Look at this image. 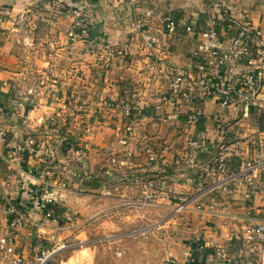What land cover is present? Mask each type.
<instances>
[{
    "label": "crops",
    "instance_id": "1",
    "mask_svg": "<svg viewBox=\"0 0 264 264\" xmlns=\"http://www.w3.org/2000/svg\"><path fill=\"white\" fill-rule=\"evenodd\" d=\"M79 3L87 4V9L89 8L95 21L94 34L98 42L104 41L107 34L101 26L99 27L95 10L106 6L114 7L115 4L135 18L139 10L144 15L174 13L183 26L190 24L193 27L207 26L212 22L208 0H138L137 3H132L131 0H0V17L5 21L3 27H0V68L3 72L0 99L3 104L13 109L8 111L5 117L0 118V129L7 132L5 133L10 140H20L29 134L37 139L36 153H26L24 156H16L6 145L0 143V234L11 232L7 209L12 206L21 208L29 222L19 232L18 250L32 261H36L42 253L47 255L58 250L53 254L56 256L49 264H69L65 255L67 254L65 244L73 240L62 243L61 239L72 235L74 238H80L79 234L91 231L81 227L68 228L70 232L64 237L66 234L64 224L59 220L63 216L73 217L74 214L83 218L77 212H82L86 217L100 215V212L105 210L100 202L90 206L85 205V202L96 195L93 192L100 191L102 184L116 183L117 189L124 193L117 197L115 212L117 222H113L117 229L115 233L117 238L112 240L117 249L116 264H218L209 251H197L194 246L193 250L187 253L191 257H186V245H191V241L194 245L193 237L199 232L204 234L208 242L218 244H227L235 238L240 229L238 216L245 214L246 203L241 199L247 178L241 177L237 183L234 199L241 201L232 207V201H228L224 196L214 192L209 194L208 200L217 202L223 214L214 218L204 214L194 215V220L187 221L195 227H190L192 235L186 241L180 239L178 231L170 232V223H176L177 218L174 211L171 213L168 210L167 206H170V203L166 206V202L174 196L173 194L190 192L187 195L194 193L199 195L211 190L218 184L214 166L221 159L226 161L225 176L228 177L242 171L245 161L256 155V142L264 137V88L258 91L251 89L248 84L250 66L241 64L244 61L237 58L232 66L238 75L232 73V78H228L224 84H218L216 81L209 84L207 87L210 96L203 97L206 81L209 78L215 79L211 76L212 70L209 67L206 70L202 66L199 68L192 66L193 63L199 64L194 59V52L197 46L203 47V39L188 33L185 28L171 34L154 19L150 20L151 29L148 32L138 28V18L133 22L131 33L127 35L131 44L125 60L130 69L126 71H120L122 69L104 71L97 66H88L81 57L67 48L64 51H52L48 46L50 41L65 43L67 39L61 25L53 29L45 23L31 29L34 34L29 40L38 41L37 45L40 47L36 53L34 52L36 56L27 55L30 51L24 47V57L27 61L15 64L18 62L15 43L12 39H7L2 31L19 29L17 26L22 25L20 12L27 13L46 6L58 9L61 6L68 7ZM228 5L245 24L264 29V0H228ZM28 30L29 27L26 25V31ZM220 30L222 47L231 49L230 29ZM209 60L205 57L203 60L205 64L202 61L201 63L207 65L211 61ZM255 64L256 67L264 66L259 59ZM93 71L99 75L98 82L101 81L105 85L117 83V93L113 96L109 94V88L99 87L92 82L91 85L98 89L96 93L99 99L94 94H92L94 97L87 98L81 91L84 97L78 100L86 106L87 113L93 115L99 111L106 118L107 113L108 115L110 113L105 101L123 97L120 96L122 92L119 94L118 91L129 86V94L126 96L129 98L133 96L134 101L138 103L137 113L132 121H125L126 118L117 113L115 120L109 122L100 120L99 126H85L84 135L80 136L71 133L70 127L49 130L52 122H58L59 117L66 119L65 114L68 113L52 108L47 114H43L47 115V121L42 124L29 117V113L37 110L36 105H32L30 101L36 100L44 93L60 91L71 99L68 102L72 105L73 96L66 85L71 86L73 77H77L79 73ZM181 74H186L188 78L189 92L194 95L191 100L179 98L171 89L173 79ZM229 85L236 90L237 101L231 108L225 109L220 101V93L222 90H230ZM28 87L32 88L27 92ZM30 91H33V94ZM74 92L79 94L77 90ZM20 107L27 108L28 111L25 115L19 114L21 124L18 126L13 121L17 119L15 110ZM37 111L42 114L40 110ZM198 111L202 113L203 120L199 124L189 122L190 115ZM98 127L103 129L100 134L95 130ZM108 129L114 131V135L117 136V151L126 149L131 153H141L144 155L141 157L142 160L145 159V163L117 165V176L104 175L103 169L106 165L105 162H100L101 158L98 155L102 149L98 150L95 146L101 136L102 140L113 137V133L107 131ZM198 136L207 142L209 152L189 157L188 141ZM69 143L81 145L85 151L80 155L70 154L67 149ZM51 148L55 150L56 160L67 166L68 171L54 178H40L48 164V150ZM155 157L157 159H154ZM109 172L113 175L112 170ZM259 180L260 189L250 211L256 218H264V172ZM199 183H203L204 186L198 187ZM79 186L82 192L76 191ZM144 186L155 187L148 188L152 193L145 192L151 195L156 192L155 199L148 201L145 198ZM46 187L49 188L48 195L44 193ZM136 193L138 195H135ZM49 198L55 203L50 210L52 214H56V221L45 214L49 210L45 209ZM111 202L112 200H109L107 204ZM122 202L123 205H118ZM136 206H156L158 209L150 211L147 217L145 214L147 211ZM145 218L152 220V223L144 226L148 220ZM110 220L112 219L109 218L107 222ZM107 227L99 225L97 230H106ZM148 227L150 228L146 235L155 233L160 235L162 239L160 248L156 247L153 250L148 241L143 242V238L138 234ZM175 233L177 237L174 238ZM47 241L54 244H46ZM95 241L82 240V254L83 258L89 256L86 260L88 264H99L93 260L95 256L92 250H96V245L103 242L95 244ZM109 241L105 240L104 244ZM87 242V245L84 244ZM170 246L175 249L172 253ZM71 247L69 245L70 249ZM227 247L231 259L246 254L244 243L241 241L230 243ZM138 251L142 256L147 254V257L137 256Z\"/></svg>",
    "mask_w": 264,
    "mask_h": 264
},
{
    "label": "built area",
    "instance_id": "2",
    "mask_svg": "<svg viewBox=\"0 0 264 264\" xmlns=\"http://www.w3.org/2000/svg\"><path fill=\"white\" fill-rule=\"evenodd\" d=\"M138 0H131L137 3ZM209 9L212 11L211 24L197 27L192 24L182 25L181 20L174 13H154L145 15L138 19V28L143 32L151 29L150 20L154 19L162 25L165 30L171 34H175L180 28H185L188 33L195 34L198 38L203 39V47H196L194 55L195 60L199 63H193V67H203L212 70L213 79H208L205 83V91L203 97H209V84L216 81L218 84L226 83L228 78H232V73L238 75L234 71L232 63L235 59H242L241 64L250 66L249 85L253 91L264 88V66L256 67V60L259 59L264 64V29H257L249 24H245L243 20L238 18L229 8L228 0H208ZM20 23H26L29 29H35L45 23L50 28L57 29L60 25L66 36V42L50 41L48 46L51 50L59 49L64 51L66 48L73 54L81 57L88 66H97L104 71H113L117 69H125L127 67L126 57L128 51L119 48L117 45L101 46L94 34V27L91 18L87 15V4L79 3L56 8L54 6H46L43 9H34L26 13L20 12ZM4 20L0 17V27H3ZM230 29L232 37V48L226 49L222 47V36L220 29ZM28 32V31H27ZM30 43L35 41L29 40ZM38 48V45H35ZM38 50V49H37ZM35 50V53L36 51ZM210 59L209 64L204 65V58ZM204 63L202 64L201 63ZM3 78V72L0 68V81ZM234 81V79L232 80ZM231 81V82H232ZM189 81L186 74L175 77L171 83L172 91L183 100H191L194 95L189 92ZM230 90H222L220 93V101L225 109L231 108L237 101L236 90L229 85ZM33 94V91H30ZM242 95V93L240 94ZM243 98L242 96H239ZM44 100V103L40 101ZM71 99L60 91L52 93H44L36 100L30 101L32 105H36L37 110L42 114H47L50 109L62 113H75L68 102ZM39 105H38V104ZM107 109L109 110V120L117 119V113L122 115L128 121H132L137 113L138 103L130 98L121 97L113 101H107ZM13 109L2 103L0 99V118L7 115L8 111ZM77 110V108H76ZM200 111L191 114L189 122L199 124L203 120ZM0 129V143L6 145L16 156H24L26 153L35 154L37 147V139L33 135H27L20 140H10L6 133ZM94 136V135H93ZM189 157H196L200 153L209 152V145L204 138L198 136L188 141ZM257 152L252 159H248L244 163L242 171L236 175L225 176L226 161L221 159L214 166L218 184L211 190L199 193V195L190 194L183 195L181 201L178 202L174 210L177 217L180 216L182 222L194 220V215H207L210 218L222 215L215 201L208 200L209 194L214 192L224 196L231 202V207L243 200L246 203L245 214L239 215V231L235 238L231 239L227 244H218L208 242L204 234L196 233L191 241V247L197 251H209L218 261V264H264V218H256L250 211L254 205L258 190L260 189L259 178L264 172V137L256 142ZM67 149L71 154L80 155L85 148L75 143L67 144ZM48 164L42 171V177L54 178L56 175L68 171V167L61 165L56 160L55 150H48ZM154 159H157L156 157ZM241 177H246L247 184L243 191L241 200H235L234 195L237 190V183ZM264 184V182H263ZM262 184V185H263ZM203 183H199L198 187H203ZM200 191V189H199ZM196 195V196H195ZM148 201L153 199V195H147ZM45 209L53 204V199H47ZM186 212L185 215H182ZM48 217L52 214L51 210L45 213ZM7 215L10 219L11 232L9 234H0V264H46L50 255L43 254L36 261L30 260L18 250V241L20 230L29 222L25 211L17 207H9ZM236 241L244 243L246 254L231 259L228 253L227 245ZM58 250L51 254L57 253Z\"/></svg>",
    "mask_w": 264,
    "mask_h": 264
},
{
    "label": "rangeland",
    "instance_id": "3",
    "mask_svg": "<svg viewBox=\"0 0 264 264\" xmlns=\"http://www.w3.org/2000/svg\"><path fill=\"white\" fill-rule=\"evenodd\" d=\"M95 12H96V15H98L96 16V19L99 23V27L101 26V29L104 30L107 34V38L104 41L99 42L100 45L103 47L107 45H117L120 47H125L126 50L128 49L130 51L129 46L131 44V41H130V37H127V35H130L131 33L130 28L133 22H135L137 18L140 19L144 17L145 16L144 13H140V11L137 10V17L135 18V17H132L124 8L117 7V4H115L114 7L111 6L107 8L106 6V7L97 8ZM87 15L91 18V21H92V24L95 30L96 29L95 21L90 14L89 8L87 9ZM17 28L19 29H16V30L10 29L7 31L3 30L2 33H5V37L7 39H12L14 41L16 50H17L16 57L18 58L17 59L18 62H15V64H20V63H25L27 61V59H25L24 57V50H25L24 47H26L30 51V53H27V55L32 54V56H36L34 52L35 50L40 49V47L38 48L35 47V45L38 44V41H35L34 43L29 42V37L33 36L34 31L29 29L27 32L26 25L24 24L17 26ZM117 39H119V41H117ZM52 51L58 52L59 49L52 50ZM72 57H75V56H72ZM128 65L125 69H122L120 71L129 70L130 67ZM73 78L74 80L71 82V86H68L66 84L65 85L73 96L71 108L74 109L73 111H75V113L69 112L68 114H65L66 119L64 117H59L58 122H52V126L49 127V130H52V129L62 130V129H66L70 127L71 133L83 136L84 135L83 128L85 126H92V127L99 126L100 124L98 123V121L100 120L109 122V115L107 113V116L105 118L103 113H100L99 111L95 112L93 115H90L87 113L86 106L82 104V101H78V100L81 97H84L85 95H87V98H92L95 95V97L99 99L98 94L96 93L98 89L91 85L92 82H94L99 87L102 86L103 88H109L110 89L109 94H112L113 96H114V93H117V83L105 85L101 81L98 82V79L100 78L96 71H93L92 73L90 72L79 73L77 77H73ZM31 88L28 87L27 92ZM90 89H94V91H90ZM76 90L79 91V94H75L74 91ZM81 91L84 96L82 95ZM119 92H122V94H120ZM118 93L120 94V96L129 98V96H126L129 94V86H126V88H121V90L118 91ZM130 99L134 100L133 96H131ZM106 102L107 101H105V103ZM26 111L28 110L27 108H24V107H20L17 110H15V115L17 114V119L13 121L15 125L20 126L21 116H19V114L25 115L27 114ZM29 117H31V119L37 122L38 124H42V123H45V121H47V115H43V114L40 115V113L37 110L35 111L33 110V113H29ZM98 117H101V118L99 119ZM124 120L128 121L126 119ZM114 128L115 130H117L116 126ZM95 130L97 134H100L101 132H103V129L99 127L96 128ZM107 131H110L111 133H113V137H111L110 139L102 140L103 136H101V138L99 139V141L97 142L95 146L98 150L102 149V151L98 155L101 158L100 162L102 163L103 161L105 162V165H106V167L103 169L105 173L104 175H110L111 177L117 176V165L130 166L132 165V163H135V162L145 163V159L142 160V157H141L144 155L141 153H134V152L131 153L129 150H126V149L125 150L119 149L117 151V136L114 135L115 133L114 131L112 132L109 129ZM29 135H32V134H29ZM135 159H138V161H135ZM109 170L113 171V175L110 174ZM44 177L40 176V178H44ZM148 188H155V187H152V186L143 187L145 198H147V195H149L148 193L145 194V192L150 191V193H152V190H149ZM76 191L82 192L83 190H81V186H79L76 189ZM44 193L46 195L49 194L48 187L45 188ZM93 193H95L96 195H94V197L90 201L85 202V205L90 206V205H95L96 203L100 202L101 206L105 209V210H102V212H100V215H95V216L90 215L86 217L82 212H77L79 213V216L81 215L85 219L78 217V216L76 217L75 216L76 214H74L73 217L65 218V216H63V218L59 220L60 223L62 221V223L64 224V228H65L64 230L66 231V234H64V237L65 235H68L70 232L68 228L81 227L82 229L87 228V229H90L91 231V233H87L83 235L79 234L80 238L78 237L74 238V235H72V236H69L68 238L61 239L62 243H64L65 241H69L70 239L73 240V242H67L65 244L67 246L65 249L67 250V254L65 255H67V260H69V264H88L86 260L89 259V256L86 258H83L81 244H82V240L91 241L92 239L96 240L95 244H98V242L100 241L103 242V244L96 245V248H97L96 250H92L93 255L95 256L93 257V260H96L97 262H99V264H116L117 263V260H116L117 259V249H115L116 247L114 246V243L112 241L114 240V238H117V235L115 234L117 233V229L115 228V226H113V222L115 221L117 222V217L115 213L117 212V197H121V195H124V193L121 190L117 189L116 183L102 184L100 191L93 192ZM189 193L190 192H183L181 194H173L174 196H171L169 201L166 202V206L168 203H170V206H167L168 210L172 213L175 210L176 206L178 205V202L181 201V197ZM135 195H138V194L136 193ZM156 195L157 193L155 192V194L153 195V199L156 198L155 197ZM109 200H112V202L107 204ZM54 204L55 203L49 205V208L54 206ZM118 205H123V202L119 203ZM136 207H138L141 210L147 211L145 212V214H147V217L149 216V213H151L150 211L154 209H158L156 206H152V207L136 206ZM185 214L186 212H184L182 215H185ZM50 218L56 221L57 219L56 214H51ZM109 218L112 220L107 222ZM176 218H177L176 223L174 222L170 223V232L178 231L179 232L178 235L180 239L185 240V241L187 239H190L189 237H191L192 235V230L190 227H195V226H193L191 222H187V223L182 222V220L180 219V216L177 217L176 215ZM145 219H148V220H147V223L144 224V226H148L150 225V223H152V220H149V218H145ZM99 221H101L100 224L98 223ZM55 223H58V222H55ZM99 225H105L108 227L106 230L99 231L97 230ZM149 228L150 227L139 231L138 234L141 235V237L143 238V242L148 241L149 246L153 247V250H155L156 247L160 248L162 245V239L160 235L158 233L146 235ZM146 236H148V238H146ZM175 237H177V233L174 234V238ZM105 240H110V241L107 244H104ZM45 243L51 244V245L54 244L48 241ZM84 244L87 245L88 242ZM69 245L70 247L72 246L71 247L72 249L69 248ZM47 248L50 249V247H47ZM170 250L172 253V251H174L175 249L173 246H170ZM185 250H186V257L190 258L191 256H188L187 253L193 250L191 245L187 244ZM138 253L139 254L137 256H141L142 258L147 257V254H145V256H142L140 255V251H138ZM43 254L44 253H42V256ZM48 255L50 256L48 257L46 264H49L56 256V255L49 254V253L47 254V256Z\"/></svg>",
    "mask_w": 264,
    "mask_h": 264
},
{
    "label": "trees",
    "instance_id": "4",
    "mask_svg": "<svg viewBox=\"0 0 264 264\" xmlns=\"http://www.w3.org/2000/svg\"><path fill=\"white\" fill-rule=\"evenodd\" d=\"M48 208H49V206H48ZM50 209V208H49Z\"/></svg>",
    "mask_w": 264,
    "mask_h": 264
}]
</instances>
